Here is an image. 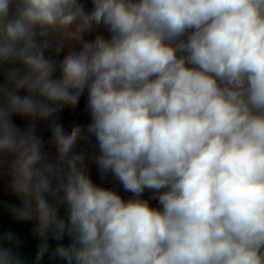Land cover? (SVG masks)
<instances>
[{
	"label": "clouds",
	"instance_id": "clouds-1",
	"mask_svg": "<svg viewBox=\"0 0 264 264\" xmlns=\"http://www.w3.org/2000/svg\"><path fill=\"white\" fill-rule=\"evenodd\" d=\"M4 216L0 264H264V0H0Z\"/></svg>",
	"mask_w": 264,
	"mask_h": 264
},
{
	"label": "crops",
	"instance_id": "crops-1",
	"mask_svg": "<svg viewBox=\"0 0 264 264\" xmlns=\"http://www.w3.org/2000/svg\"><path fill=\"white\" fill-rule=\"evenodd\" d=\"M83 103L84 101H81V105L79 108L77 109H66L62 114H61V122L64 123V125L67 127L70 124L73 123H84L86 122V117L84 116L83 112H82V108H83ZM18 123H23L22 121L18 120ZM40 133L47 138V136L49 135V133L47 132V130L45 129L44 125L41 124L40 125ZM91 174H92V178L94 179L95 182L97 183H101L100 180V176L97 173L96 170V166L94 164H92L91 166ZM104 184L111 186V177H108L104 182ZM121 193H122V189H121ZM123 194V193H122ZM127 195V194H125ZM146 196L148 195V193L145 194ZM4 199H11V197L5 195L3 197ZM153 204H155V202H152ZM0 224H2L3 227L5 228H12L16 231V229L21 228V230H23V237L21 238L22 240V248L21 251L28 257L29 261L35 256L36 250H37V244H38V240L36 238L33 237V235L30 232V228L31 225L30 224H26V223H16L11 221L7 216H4L2 221H0ZM43 264H49L47 257L45 258Z\"/></svg>",
	"mask_w": 264,
	"mask_h": 264
},
{
	"label": "rangeland",
	"instance_id": "rangeland-1",
	"mask_svg": "<svg viewBox=\"0 0 264 264\" xmlns=\"http://www.w3.org/2000/svg\"><path fill=\"white\" fill-rule=\"evenodd\" d=\"M16 232L18 233V235L20 236V238H22L23 237V230H21V228H19V229H16Z\"/></svg>",
	"mask_w": 264,
	"mask_h": 264
}]
</instances>
